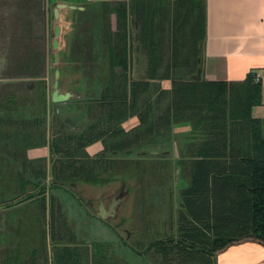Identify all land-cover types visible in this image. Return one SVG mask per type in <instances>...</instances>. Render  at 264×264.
Returning <instances> with one entry per match:
<instances>
[{"label": "trees", "instance_id": "trees-1", "mask_svg": "<svg viewBox=\"0 0 264 264\" xmlns=\"http://www.w3.org/2000/svg\"><path fill=\"white\" fill-rule=\"evenodd\" d=\"M188 4L175 5L188 7ZM180 23L178 30L183 25ZM141 25L139 23L137 26L139 47L140 52L146 54L152 46H159V36L152 34L149 41L144 39ZM178 30L175 34L172 32L173 37L180 36L177 35ZM201 38L202 34L199 36ZM91 41L89 39L87 43L88 63L92 62ZM178 42L173 40V50H176L175 44ZM123 43L107 46L108 57L100 68L101 73H105L104 87L98 99L86 97L88 100L84 101L83 106L86 113L93 107H99L100 115L103 109L107 111L113 105H127L131 109L136 107L132 114L138 116L139 124L128 132L117 123L106 125L104 117L105 121L99 124L86 123L79 132L64 135L60 127L54 135L48 136L44 131L38 134L33 127L38 126L37 123L44 122L46 130V113H43L47 110L46 91L37 99L29 95L23 102L11 100L0 104V123L4 121L1 117L4 111L11 113L13 118L12 134H5L6 140L0 138V155H4L0 157V198L7 200L13 197L14 202L5 206L18 209L16 215H20L19 227L15 231L20 241L14 249L6 252L0 264L28 262L21 258L28 254L23 249L28 242V226L29 229L31 225L34 228L38 224V216L44 225L46 213L43 237L46 242L49 236L51 248L46 255L44 242L40 241V249L43 250L40 259L45 264H122V261L124 264H216V255L228 246L248 240L264 245V121L251 116V107L261 103V83L251 77L240 82L192 79L190 72L199 66V56L193 63L184 58L181 63L176 59L156 64L148 55L144 76L132 79L127 75L126 45ZM148 46H151L150 50ZM115 51H118L119 57L123 53V59L117 58ZM164 79L171 82L169 90L160 86L159 81ZM239 86L243 88L233 91ZM110 89L115 91L113 99L108 95ZM79 95L76 98H82ZM75 106L70 107L69 113L74 112L75 116L81 118L83 114ZM186 124L196 125L190 129L193 133L190 137L193 138L185 140L188 156H180L173 162V169L179 167L175 174L177 182L174 190L179 211L175 233L165 236L163 227L156 238L144 241L146 245L142 250H139L142 244L138 241L132 245L123 242L132 256L128 260H118L111 253L107 240L96 238L77 246L73 242L75 235L72 228L64 218L66 215L55 228L53 210L56 193L64 192L67 188L71 192L75 185L105 189L120 181L128 186L134 175L143 184V210L149 209L153 213L162 208L159 205L163 202L166 205L172 191H166L167 187L163 189L164 184H160L158 198L156 187L147 185L144 166L140 162L153 159L158 162L157 165L161 163L166 167L167 160L171 159H164V155H138V151L145 149L143 146L134 149L135 145H131L130 141H134V135L140 137V134L158 131L162 127L169 129L170 126ZM137 129L139 131L134 133ZM98 140L103 142L104 150L95 159L87 154L85 148ZM10 142L11 145L8 144ZM46 144L51 165L47 169L39 160L20 154L24 152L22 147L27 149ZM4 148L10 155L4 154ZM103 155L116 159H99ZM99 160L104 161L97 164ZM33 163H39V166L35 167ZM150 193L153 194L151 201ZM77 199L80 201L79 197ZM155 216L156 219L152 221L154 226L158 220V215ZM30 260L33 263L35 259Z\"/></svg>", "mask_w": 264, "mask_h": 264}, {"label": "rangeland", "instance_id": "rangeland-1", "mask_svg": "<svg viewBox=\"0 0 264 264\" xmlns=\"http://www.w3.org/2000/svg\"><path fill=\"white\" fill-rule=\"evenodd\" d=\"M19 2L24 3L22 0L0 1V104L2 105L4 102L11 100L23 102V100H27L29 95L37 99V97L42 96L44 91H46L47 110L46 112L45 110L43 111V113H46V130H44V122H39L37 123L38 126H33L35 132L38 134L44 131L48 136L50 134L54 135L55 130L60 127H62L64 135L71 132H79L82 127H85L86 123L99 124L100 121H105L103 120L104 117L107 120L106 125L117 123L123 129L125 125L126 128L124 130L126 132L136 127H128L129 120H139L136 114H132L136 107L131 109L127 105L120 104L116 105V107L113 105L114 107L112 106L107 111L103 109L100 115L99 107H93L90 112L86 113V108L83 106L84 101L88 100L86 97L98 99L104 87L105 73L102 74L100 68L103 60L106 61V57H108L106 48L109 44L115 43L118 46L119 42L120 44L124 42L123 44L126 45L127 75L132 79H135V76H138L137 74L140 71L145 72V61L149 60V57L156 64H159L161 61H174L176 59L181 63V60L184 58H188L193 63L202 52V47H199V49L196 47L200 40L199 36L202 34V5L199 6L197 2L195 4L189 3L188 7L183 5L176 7L175 4L165 6L147 3L146 5L142 4L143 9H141L138 6L139 4L134 1L106 3L90 2L88 0H32L33 4L30 5V10L27 14L23 12L21 14L18 13L23 8L22 4L20 9L15 8L16 3L20 7ZM46 2L49 9H47L48 23L51 20L50 11L55 6V3H65L75 7L73 9H68L67 7L59 9L58 15L60 18L52 20V26L59 25L61 30V34L56 38V48H53L51 45V41L55 39L54 34H52L53 27L51 29L48 27L44 39L37 29V26H40L42 23L41 16ZM69 10L71 11L70 13ZM71 19H73V22H71ZM176 19L177 22H174ZM180 22L183 25L178 30ZM139 23L142 24L144 39H148L149 41L152 34L154 36L158 34L157 36H159L157 40L159 46H152V51L149 49L151 46H148L147 49L150 52L146 54L140 52V47L136 51V46L140 43L138 37L136 38L139 32L137 28ZM176 30L179 31L177 34H180L179 37L172 36V32L174 31L175 34ZM72 38H74L73 41L75 40L73 47L71 46ZM89 39H92L91 63H87L86 60L85 62L83 61V58L86 59L87 57V43ZM174 39L179 41L178 44H175L176 50L172 48L174 47ZM200 41L202 44V40ZM45 50L47 54L46 61L44 60L43 52ZM83 53L85 55L77 62V55L81 56ZM53 54H57L59 60H63L62 64L53 61ZM114 54L117 58L123 59V53L120 57L118 56V51H115ZM148 55L150 56L148 57ZM139 56L142 62L136 61V58ZM71 60L72 62H70ZM122 68L116 67V69L120 70ZM56 69L61 71H59L57 79L59 92H70L73 95L82 94V98L71 97L64 102L51 100L53 82L55 80L54 70ZM137 69L138 71H136ZM193 69L190 75L195 74L196 68L194 67ZM164 80L159 81L161 88L170 89L169 82ZM201 80L206 81L205 79ZM241 86L233 88V91L242 89L243 87ZM113 91L110 89L108 92L110 99H113ZM75 104L78 107L77 109L83 114L81 118L75 116L74 112L69 113L70 107L72 105L75 106ZM96 116H100V118ZM1 117H3L4 121L0 123V138L6 140L4 135L12 134L11 122L13 118H11V113L7 111H4ZM195 125L170 126L169 129L162 127L158 131L153 130V132L140 134V137L134 135L132 137L134 141H130L131 145H135L133 146L134 149L138 146H143L142 148L145 150L157 148L158 151L166 152L163 154L164 157L168 156L172 158H169L171 160H167L168 165L166 167L161 163L157 165L156 163L158 162L153 159H150L152 161L145 159V162H140L143 164L142 166H144L146 173L147 182H145L147 185H151V188L156 187L158 198L160 196L158 187L160 184H164L162 186L163 189L167 187L166 191H172V195L169 201L166 202V205H163L164 202L159 205L162 208L156 209L153 213L149 209H142L141 202L143 201L142 197L144 193L141 189L143 184L137 178H134L133 175L132 179L129 180V185L125 184L124 186V190H126L128 195L119 204L120 206L118 205L117 215L114 218L106 217L103 219L105 222H102L101 218L95 217L96 201H99L101 197H103L105 202L108 201L119 184L98 190H94V188H90L87 185H78L74 186L71 191L72 193L69 192L68 188L64 192L57 191V200L54 202L55 208L53 210V216L56 219L54 223L55 228L59 224L58 221H61L60 219L64 217L63 215H66L64 218L68 220V225L76 236L72 237L74 239L72 240L77 246H80L83 242L95 241L96 238L104 241L107 240L106 242H109L111 253L118 260H128L132 256L128 248L123 245V242L132 245L138 241L142 244L139 250H142L143 246L146 245L144 241L156 238L157 233H162L163 230H166L164 232L165 236L175 233L179 211L177 208L178 201L175 200L174 193L177 182L175 176L177 170L176 168H174L175 170L173 169V162L179 156H185V140L186 138H193L190 137L193 134L190 129ZM138 131L137 129L134 133ZM188 134L189 136H187ZM3 143L5 144L6 141H3ZM8 144L11 145V142ZM101 144L102 152L104 150L102 141ZM9 145L7 146L9 147ZM88 146L85 148L87 154L97 159L100 152L95 154L93 152L90 153ZM22 149L24 152H20L21 155L25 154L27 158L32 160L37 159L42 166L45 165L46 169L47 167L49 168L50 154L47 144L27 149L22 147ZM107 149L109 150V148ZM4 151L5 155H10L7 149L4 148ZM174 151L175 154L173 155ZM107 155L109 156V153ZM108 156L103 155L99 159L103 158L105 161L108 159L115 161V157L110 156L109 158ZM0 157H4V155H0ZM5 159L7 158L5 157ZM103 161L99 160L97 164H101ZM39 163L33 164L35 167H38ZM162 188L161 191H163ZM78 197L80 201L77 199ZM150 197L151 201L153 194L150 193ZM160 201L162 202V200ZM59 204H61L60 207ZM17 211L18 209L11 212L16 213ZM8 213L12 215L10 211ZM156 214L158 215V220L157 225L154 226L152 221L156 219ZM44 220V223L47 224V213ZM37 223V225H34V228L31 225L29 229L28 226V242L23 249L27 250L29 255L21 257L23 260L27 259L28 262L25 264L46 263H43L42 259H40L42 255L40 252H43L42 248L40 249V241L43 243L45 239L43 237L45 224L43 225V220L39 219V216ZM163 227L164 229L162 230ZM10 229L7 227L6 231L10 233ZM15 231L13 232L12 229V234L14 233L15 235ZM62 231L65 232V230ZM8 244H10V239L8 241L7 236H2L0 238V259L8 248ZM50 248L48 236L46 242L43 244V249H46V255L50 251ZM44 256L42 257L44 258ZM29 258H34V262L29 261ZM123 262L122 264H124Z\"/></svg>", "mask_w": 264, "mask_h": 264}, {"label": "crops", "instance_id": "crops-1", "mask_svg": "<svg viewBox=\"0 0 264 264\" xmlns=\"http://www.w3.org/2000/svg\"><path fill=\"white\" fill-rule=\"evenodd\" d=\"M1 1V0H0ZM11 1V0H10ZM17 1V0H16ZM21 1V0H18ZM15 8L27 14L32 0H22ZM90 2L118 3L134 1L142 8V4L172 6L182 3H198L202 5V52L199 56L201 79L206 81L240 82L247 77L261 83V103L251 107V116L264 121V0H88ZM46 7V3L43 9ZM17 13V11H16ZM41 20H43L41 18ZM37 29L44 39L46 27ZM138 34L136 35V38ZM139 45L136 46V51ZM141 62L140 56L136 61ZM138 68V67H137ZM138 71V69L136 70ZM138 76H144L140 71ZM164 81L171 82L168 79ZM169 86V87H170ZM169 89V88H167ZM54 90V88H53ZM53 92V91H52ZM52 98V96H51ZM53 101V100H52ZM61 100L59 102H64ZM139 124L138 119L128 121V127ZM126 126L124 125V129ZM174 138V135H173ZM93 154L101 152V141L88 146ZM155 149H149L152 151ZM147 151V150H146ZM185 153V152H184ZM175 154V151L173 155ZM163 155V154H162ZM187 154L185 153V156ZM188 156V155H187ZM186 156V157H187ZM167 159L171 158L166 156ZM172 159V158H171ZM118 183L111 184L108 188ZM99 188H94V190ZM100 200V199H99ZM88 216V215H87ZM96 218H101L95 216ZM102 219V222H105ZM51 257V254H50ZM216 264H264V245L256 241H242L228 246L216 255Z\"/></svg>", "mask_w": 264, "mask_h": 264}, {"label": "flooded vegetation", "instance_id": "flooded-vegetation-1", "mask_svg": "<svg viewBox=\"0 0 264 264\" xmlns=\"http://www.w3.org/2000/svg\"><path fill=\"white\" fill-rule=\"evenodd\" d=\"M57 3H55V5H56ZM75 8V7H74ZM47 9H48V6H47V2H46V7L43 9V11H42V16H41V18L43 19L42 21H43V26H45L46 27V34H47V30H48V27H50V29L53 27V32H52V34H54V27H55V25L54 26H52V20L53 19H58V18H60V16L58 15L57 17H55L54 15H53V10H51L50 11V13H51V20L49 21V23H48V19H47ZM52 9H53V7H52ZM68 9H70V8H68ZM49 10V9H48ZM71 11L69 10V13H70ZM68 13V14H69ZM74 19V18H73ZM73 19H71V22H73ZM49 25V26H48ZM74 34V33H73ZM75 35H77V33H75ZM73 39L74 38H72V44H71V46L73 47L74 46V43H75V40L73 41ZM46 43V42H45ZM53 44V41H51V45ZM44 47H45V44H44ZM43 47V48H44ZM52 47H53V45H52ZM44 52V60L46 61L47 60V57H46V50L45 51H43ZM83 52H85V51H83ZM54 55L55 54H53L52 55V58H53V61H54ZM85 54L83 53V54H81V56L80 55H77V57H76V59H77V62H78V60L79 59H82V57L84 56ZM81 57V58H80ZM70 59H72V58H70ZM86 59H87V57H86ZM85 58H83V61H85L86 60ZM75 61V60H74ZM73 61V62H74ZM58 62H60V64H62V62H63V60L61 61V60H59V57H58ZM70 62H72V60L70 61ZM88 63V62H87ZM58 71H60V70H58ZM54 72H55V70H54ZM61 72V71H60ZM82 95V94H81ZM80 96V95H79ZM51 100H52V98H51ZM75 186H78V185H75ZM124 186H125V184L122 182V183H120L119 184V186L116 188V190L111 194V196H110V199L108 200V201H106L105 203H107V206L111 203V201L113 200L112 199V195H114L118 190H119V188H121L120 189V192H119V195H118V197L116 198V200L115 201H119V204H121L122 203V201H123V199H125L126 198V195H128L127 194V192H126V190H124ZM12 202H14V198L13 197H11L10 199H7V200H1V198H0V238H2V236H7L8 237V241H9V239H10V244H8V248L4 251V253H3V255H2V258L6 255V252L7 251H9V250H12V249H14V247H15V245H17L18 244V242L20 241L19 240V237H16L15 235H14V233L12 234V229H13V232L15 231V229L17 230L18 229V217H20V215H16V213H13L14 212V210H12V208H8L9 206H5V204H7V205H9L10 203H12ZM96 211L98 210V208H99V201H96ZM118 204V205H119ZM116 206V213H114V215H109L108 217H110V218H114L116 215H117V209H118V207L120 206ZM10 211V213H12V215H10L8 212ZM11 211H13V212H11ZM18 226V227H17ZM7 227H9V228H11L10 229V233H8L7 231H6V228ZM1 258V259H2ZM0 259V260H1Z\"/></svg>", "mask_w": 264, "mask_h": 264}, {"label": "water", "instance_id": "water-1", "mask_svg": "<svg viewBox=\"0 0 264 264\" xmlns=\"http://www.w3.org/2000/svg\"><path fill=\"white\" fill-rule=\"evenodd\" d=\"M66 7L67 8H71V9L74 8V6H71V5H68V4H65V3H58L52 9L53 10V15L55 17H57L59 9H63V8H66ZM60 34H61L60 26L59 25H55V27H54L55 39L53 40V44H52L53 48H56V45H57V41H56L57 39L56 38H58ZM54 57H55L54 58V62L58 63V55L55 54ZM198 63H199V66L197 67L195 74L191 75V78L192 79H196V80H201V69H200V61H199V59H198ZM58 77H59V71L56 69L55 72H54L55 80L53 82L54 90L52 92V100L53 101H61V100H67V99H69L71 97H76L77 95H73L70 92H65V93H60L59 92V86H58V81H57ZM177 142H179V141H177ZM164 153H166V152L160 151V150L158 151L156 149L152 150V151L141 150V151L137 152V154L141 155V156H147V155L159 156V155H162ZM176 170L178 172V170H179L178 166H176ZM120 189L121 188H119V190L114 195H112V199L113 200L111 201V203L108 206L106 205L103 197L100 198V200H99V208L96 211V215L97 216H99V217L104 219V218L108 217L109 215L112 216V215H114V213H116V206L119 204V201H115V200H116V198L119 195Z\"/></svg>", "mask_w": 264, "mask_h": 264}]
</instances>
